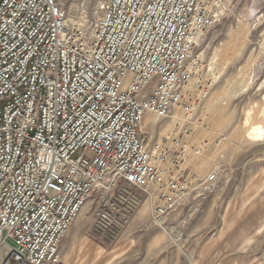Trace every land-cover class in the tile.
<instances>
[{"label": "built area", "instance_id": "1", "mask_svg": "<svg viewBox=\"0 0 264 264\" xmlns=\"http://www.w3.org/2000/svg\"><path fill=\"white\" fill-rule=\"evenodd\" d=\"M232 2L108 0L85 34L57 0H0V264H63L92 198L94 230L112 240L143 200L162 225L217 187L218 170L182 168L198 154L189 128L151 147L141 125L191 112L205 78L196 43Z\"/></svg>", "mask_w": 264, "mask_h": 264}, {"label": "rangeland", "instance_id": "2", "mask_svg": "<svg viewBox=\"0 0 264 264\" xmlns=\"http://www.w3.org/2000/svg\"><path fill=\"white\" fill-rule=\"evenodd\" d=\"M57 1L67 26L85 34L108 2ZM193 55L205 78L202 92L189 90L197 97L191 112L177 109L162 122L146 117L142 133L152 147L189 128L185 141L198 154L182 168L199 176L217 168V187L191 194L162 225L143 200L112 240L94 230L92 198L61 243L63 264H264V135L251 139L252 124L264 129V0H233Z\"/></svg>", "mask_w": 264, "mask_h": 264}, {"label": "crops", "instance_id": "3", "mask_svg": "<svg viewBox=\"0 0 264 264\" xmlns=\"http://www.w3.org/2000/svg\"><path fill=\"white\" fill-rule=\"evenodd\" d=\"M253 125V124H252ZM251 125V127H253V129H252V131H251V134H253V135H255V134H257V136L255 137V136H252L253 138H251V139H254L253 140V142H257V141H259V140H261L262 139V137H263V135H264V129L263 128H261V127H259V126H257L255 129H254V126H252ZM243 129H246L245 127H243ZM260 161V160H259ZM215 170H217V168L215 169ZM71 229V228H70ZM70 231V230H69ZM69 233V232H68ZM68 233H67V235H68ZM66 235V236H67ZM66 238V237H65Z\"/></svg>", "mask_w": 264, "mask_h": 264}, {"label": "bare ground", "instance_id": "4", "mask_svg": "<svg viewBox=\"0 0 264 264\" xmlns=\"http://www.w3.org/2000/svg\"><path fill=\"white\" fill-rule=\"evenodd\" d=\"M141 127H142V125H141ZM159 223H160V221H159Z\"/></svg>", "mask_w": 264, "mask_h": 264}]
</instances>
